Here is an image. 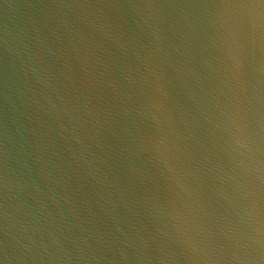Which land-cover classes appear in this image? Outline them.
I'll return each mask as SVG.
<instances>
[{
	"label": "water",
	"instance_id": "water-1",
	"mask_svg": "<svg viewBox=\"0 0 264 264\" xmlns=\"http://www.w3.org/2000/svg\"><path fill=\"white\" fill-rule=\"evenodd\" d=\"M0 264H264V0H0Z\"/></svg>",
	"mask_w": 264,
	"mask_h": 264
}]
</instances>
